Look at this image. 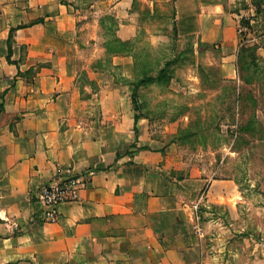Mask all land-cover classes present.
<instances>
[{
  "label": "crops",
  "instance_id": "0c3cea01",
  "mask_svg": "<svg viewBox=\"0 0 264 264\" xmlns=\"http://www.w3.org/2000/svg\"><path fill=\"white\" fill-rule=\"evenodd\" d=\"M112 1L118 37L132 41L136 0ZM143 1L154 14L173 0ZM72 2L0 0V264H264L239 183L176 178L155 114L132 107L135 56L117 57L119 73L84 62ZM237 38L224 35L223 63ZM58 170L95 174L47 223L37 193ZM197 202L204 237L193 230Z\"/></svg>",
  "mask_w": 264,
  "mask_h": 264
},
{
  "label": "rangeland",
  "instance_id": "374dc122",
  "mask_svg": "<svg viewBox=\"0 0 264 264\" xmlns=\"http://www.w3.org/2000/svg\"><path fill=\"white\" fill-rule=\"evenodd\" d=\"M207 3L173 0L157 6L152 14L143 0L135 1L130 12L138 29L127 49L136 58V83L146 76L157 77L167 62L170 66L166 81L134 89L132 107L155 114L149 122L164 131L162 152L176 178L203 175L239 183L256 209L251 217L256 224L255 250L256 256L262 255L264 5L257 14L252 0H224L222 10L216 9L215 1L212 7ZM72 4L80 17L78 27L85 29L80 39L82 60L119 73L113 62L128 54L114 56L108 51L121 25L114 2L74 0ZM180 8L184 14L178 16ZM233 31L237 43L231 60L223 63L224 35Z\"/></svg>",
  "mask_w": 264,
  "mask_h": 264
},
{
  "label": "built area",
  "instance_id": "2783aa9c",
  "mask_svg": "<svg viewBox=\"0 0 264 264\" xmlns=\"http://www.w3.org/2000/svg\"><path fill=\"white\" fill-rule=\"evenodd\" d=\"M94 174L93 171L78 174L71 170H58L54 179L37 193V201L41 206L45 222L57 223L60 207L78 201L80 192L92 181ZM191 210L193 230L199 237H204L200 202L193 204Z\"/></svg>",
  "mask_w": 264,
  "mask_h": 264
},
{
  "label": "trees",
  "instance_id": "16d2710c",
  "mask_svg": "<svg viewBox=\"0 0 264 264\" xmlns=\"http://www.w3.org/2000/svg\"><path fill=\"white\" fill-rule=\"evenodd\" d=\"M263 5H264V0H252V6L255 7L256 9V13L260 14L262 12L263 9ZM251 21V19H250ZM250 21H248V23L250 24ZM23 28V27H20ZM19 28V29H20ZM15 32V29H12L8 38V61H11V56H12V40H13V34ZM242 34V33H240ZM130 45V41H123L121 40L119 37H117L116 34H114L112 36V39L109 41L107 47H108V51L112 52L114 54V56H118L120 54H128L130 53V50L127 49L128 46ZM169 66H170V62H167L165 67L163 69L160 70V72L158 73L157 77H150V76H146L143 79H141L139 81V83H135V89L139 86H143V85H148L150 83H155V82H164L166 81V76L167 73L169 72ZM133 99H135V96L133 95ZM134 101V100H133ZM135 104V101L133 102ZM139 119V116L135 117V120L137 121Z\"/></svg>",
  "mask_w": 264,
  "mask_h": 264
}]
</instances>
